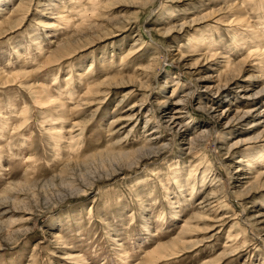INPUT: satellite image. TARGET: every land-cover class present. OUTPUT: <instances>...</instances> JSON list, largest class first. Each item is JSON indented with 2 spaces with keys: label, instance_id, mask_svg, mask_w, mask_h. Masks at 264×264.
Masks as SVG:
<instances>
[{
  "label": "rangeland",
  "instance_id": "obj_1",
  "mask_svg": "<svg viewBox=\"0 0 264 264\" xmlns=\"http://www.w3.org/2000/svg\"><path fill=\"white\" fill-rule=\"evenodd\" d=\"M243 3L0 0V264H264V165L237 171L264 151V55L239 45L264 2ZM205 33L237 79L191 51Z\"/></svg>",
  "mask_w": 264,
  "mask_h": 264
},
{
  "label": "bare ground",
  "instance_id": "obj_2",
  "mask_svg": "<svg viewBox=\"0 0 264 264\" xmlns=\"http://www.w3.org/2000/svg\"><path fill=\"white\" fill-rule=\"evenodd\" d=\"M80 2L82 1V0H79ZM93 4H95V5H97V4H99V0H90ZM253 1H255V2H264V0H244V3L243 4H245V3H247V2H253ZM241 2H242V0H241ZM236 7V6H235ZM234 7V8H235ZM243 5L242 6H238V7H236V11L239 13V16H237V17H235V19L233 20V22L235 23L236 22V24H234V25H238V24H240V25H244V23L247 21V18H245L244 16H243V13H244V9H243ZM235 10V9H234ZM233 10V11H234ZM71 15H69L68 16V18H67V22H68V24H72V23H74V19L72 18V17H70ZM80 16H81V14H80ZM246 16V15H245ZM264 23V22H263ZM233 24V23H232ZM248 25V24H247ZM251 25V24H250ZM249 25V26H250ZM239 26V25H238ZM252 26H253V23H252ZM251 26V27H252ZM256 27V26H255ZM236 28V32H238L239 31V28L238 27H235ZM238 28V29H237ZM250 28V27H249ZM258 29V28H257ZM234 31V30H233ZM253 32L251 33V35L249 36V34H250V32H249V30L248 29H242L241 30V37H240V42H239V45H251L250 47H249V54L250 55H253L254 53H257V52H261L263 55H264V44L263 43H261L260 42V35H263L264 34V31L262 30V28H259L257 31H254V30H252ZM248 33V35H247V33ZM190 36H191V34H190ZM198 37V35H196L195 36V39H194V42L192 43V45H191V47L193 48L191 51H198V52H201L202 54H201V57H205V59L206 60H210V61H214L215 63H214V67H215V69L217 68V67H219L220 69L222 68H224L222 71H219V73H218V77H221V76H231L230 78H226V82L227 83H229V81L230 80H233V79H237L236 77H237V75H230L231 73H232V69L233 68H231L230 67V64L228 63V61H225L224 59H222V58H224V56H223V51L221 50V47L220 46H217L216 45V42L217 41H215L216 39L215 38H212L213 37V34H211V33H205V34H203L202 36H201V38H197ZM263 37L261 36V39H262ZM190 41H192V39H190ZM202 42V44H200ZM199 44H200V46H199ZM201 46H205V47H201ZM71 50H68L66 53L67 54H69V52H70ZM204 51V52H203ZM180 58V57H179ZM182 59H186L185 58V56H182V58L180 59V60H182ZM199 59H201V58H199ZM178 60V59H177ZM259 60H261V59H259ZM264 61V58H262V61H260V62H263ZM154 64V62L152 63V64H150V66L151 65H153ZM199 65V61L198 62H196L193 66H191V67H197ZM190 67V68H191ZM192 69V68H191ZM219 69V70H220ZM191 72V71H190ZM192 73V72H191ZM202 78H204V77H202ZM221 80V79H220ZM178 82L176 81L175 82V84H177ZM175 84H173V85H175ZM225 85V84H224ZM112 86H114V85H112ZM220 86H222V85H218V88H220ZM109 92V91H108ZM34 95H35V98H36V104L37 105H39V106H41V107H44V108H46V110H48L49 108H51L52 106H56V105H59L58 104V102H57V100L56 99H52V96H49V97H41V96H37V93H38V90H34ZM90 93H92V91H91V89L89 88V90H88V92H87V94L86 95H89ZM182 103V100H179V101H177V102H175V104H176V106L174 107V110H176V113H182V111H183V109L185 108V107H181L180 106V104ZM249 113V112H248ZM25 114H26V112H25ZM179 116H177V115H172L171 116V120L174 122V121H177V119L176 118H178ZM58 118H52L51 117V120H57ZM51 126L52 127H50L51 128V130H53V129H55L56 128V126H55V124L53 123V124H51ZM1 132H4L5 130H6V126H2L1 128ZM62 131H63V129H61ZM62 131H59L60 133H56V132H52L53 133V135H55V136H57V137H62L63 135H62ZM201 134V133H200ZM199 135V134H198ZM196 138V137H195ZM198 139V138H197ZM196 139H192V141H195ZM151 141V140H150ZM149 141H147V143H148ZM191 144H192V142H191ZM150 146V145H149ZM230 152V151H229ZM242 157L243 158H241L240 160H239V166H238V169H237V171L238 172H240V171H243L244 170V167L245 166H249L250 164H255V165H264V151H263V149L262 150H253V151H249V152H244V154L242 155ZM243 161H245V162H243ZM204 163V161H202V159H200L199 160V162L197 163L196 161L194 162V166L195 165H202ZM259 163V164H258ZM193 168H195V167H193ZM204 168V167H203ZM196 169H197V167H196ZM211 172H212V169L211 170H208V168H206L205 169V171H203V178H205L206 176H208L209 174H211ZM261 176H264V173L263 172H260L259 173V175H258V177H256V178H260ZM220 182H221V180H220ZM264 182V181H263ZM216 188V187H215ZM213 189L212 188V191H211V194L210 195H216L217 193H216V189ZM215 190V191H214ZM220 190V189H219ZM218 191V190H217ZM217 196V195H216ZM213 198V197H212ZM208 202V201H210V199L208 198V199H206V200H202L201 201V203H204V202ZM212 204H214V202H211V203H208L207 205H212ZM212 208H217V206H212ZM212 208H206V210H205V207H202V209H200L199 210V212L200 213H202V211H209V212H211V211H213L212 210ZM202 210V211H201ZM212 214H214V216H215V218H216V216H217V214L218 213H215L214 211L213 212H211ZM212 217V216H211ZM212 227H213V225H211ZM182 232H181V234H180V238L185 234V233H187V231L190 229V225H189V222H185L184 224H183V226H182ZM179 236V235H178ZM230 237H231V234H230ZM184 243V242H183ZM178 244V242H175V241H172V246H169V247H171L170 249H169V251L168 252H166L165 254H164V258L165 257H169V256H173V255H176L177 253H179L181 250H176L175 248H173V247H175L176 245ZM182 244V243H181ZM168 247V248H169ZM189 246H186L185 248H188ZM163 248V246H161V247H157L156 248V250H160V249H162ZM165 248V247H164ZM167 248V247H166ZM182 248H184V247H182Z\"/></svg>",
  "mask_w": 264,
  "mask_h": 264
}]
</instances>
